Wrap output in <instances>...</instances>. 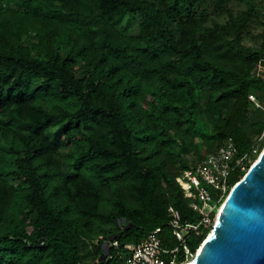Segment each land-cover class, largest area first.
<instances>
[{
  "label": "trees",
  "instance_id": "trees-1",
  "mask_svg": "<svg viewBox=\"0 0 264 264\" xmlns=\"http://www.w3.org/2000/svg\"><path fill=\"white\" fill-rule=\"evenodd\" d=\"M238 1L0 0V264H125L157 228L196 252L210 230L170 224L200 219L184 151L245 153L264 126V43H243L264 13Z\"/></svg>",
  "mask_w": 264,
  "mask_h": 264
},
{
  "label": "built area",
  "instance_id": "built-area-1",
  "mask_svg": "<svg viewBox=\"0 0 264 264\" xmlns=\"http://www.w3.org/2000/svg\"><path fill=\"white\" fill-rule=\"evenodd\" d=\"M249 97L257 108L264 110V104L256 95L251 94ZM263 140L264 126L260 135L253 139L251 148L245 153H240L234 140L229 138L215 150L205 151L195 167L185 170L181 176L177 177L190 207L200 215L198 222L183 223L179 211L173 207L169 208L170 224L182 244H186L191 232L202 236L205 232L212 230L219 204L232 188V176L247 170L248 165L260 153ZM159 232L160 228H157L141 242L127 244L125 264H181L180 249L163 247ZM184 247L187 260L192 253L186 245Z\"/></svg>",
  "mask_w": 264,
  "mask_h": 264
},
{
  "label": "water",
  "instance_id": "water-1",
  "mask_svg": "<svg viewBox=\"0 0 264 264\" xmlns=\"http://www.w3.org/2000/svg\"><path fill=\"white\" fill-rule=\"evenodd\" d=\"M185 264H264V147L231 188L212 230Z\"/></svg>",
  "mask_w": 264,
  "mask_h": 264
},
{
  "label": "rangeland",
  "instance_id": "rangeland-1",
  "mask_svg": "<svg viewBox=\"0 0 264 264\" xmlns=\"http://www.w3.org/2000/svg\"><path fill=\"white\" fill-rule=\"evenodd\" d=\"M260 8L262 9L263 13H264V0L260 1ZM232 6L234 8H244L245 4L241 3L238 0H233L232 2ZM264 33V26L261 23H253L252 25L249 26V28L246 30V33L244 35L243 38V43L246 45H254V46H262L264 43V38H263V34ZM255 70L258 71V75H263L264 74V61H259L256 66L254 67ZM264 76V75H263ZM264 101H262V104ZM245 130L249 133L250 137L252 139H256L260 134L258 132L257 127L255 126V124H253L252 121L248 122V124H246L244 126ZM199 145L198 140L196 139L195 141H190L189 143V150L184 151V154L188 155V161L190 163L194 162V161H198V159L200 158V156L202 154L205 153V149H202L201 151H195L193 153L194 150H196L195 148H197V146ZM264 147V146H263ZM263 149V148H262ZM262 151V150H261ZM199 153V154H198ZM260 154V153H259ZM259 154L257 155V157L259 156ZM257 157L255 158V160L257 159ZM254 160V161H255ZM253 161V162H254ZM252 165V164H251ZM230 192V191H229ZM228 195V194H227ZM226 198V197H225ZM225 200V199H224ZM223 200V201H224ZM222 201V200H221ZM223 202H220L219 204V208L222 205ZM218 212V211H217ZM211 231V230H210Z\"/></svg>",
  "mask_w": 264,
  "mask_h": 264
},
{
  "label": "bare ground",
  "instance_id": "bare-ground-1",
  "mask_svg": "<svg viewBox=\"0 0 264 264\" xmlns=\"http://www.w3.org/2000/svg\"><path fill=\"white\" fill-rule=\"evenodd\" d=\"M186 263V261L185 262H182L181 264H185Z\"/></svg>",
  "mask_w": 264,
  "mask_h": 264
}]
</instances>
